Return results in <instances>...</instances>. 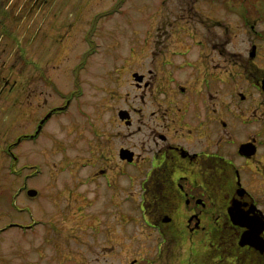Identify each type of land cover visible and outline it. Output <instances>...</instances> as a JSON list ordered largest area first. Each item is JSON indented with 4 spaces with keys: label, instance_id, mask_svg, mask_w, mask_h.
<instances>
[{
    "label": "flooded vegetation",
    "instance_id": "af4514ba",
    "mask_svg": "<svg viewBox=\"0 0 264 264\" xmlns=\"http://www.w3.org/2000/svg\"><path fill=\"white\" fill-rule=\"evenodd\" d=\"M182 1L172 9L179 13L172 31L138 52V68L128 70L121 86L123 97L111 95L124 106L108 118L109 129L95 133L108 153L77 167H90L84 180L51 188L59 194L57 206L64 205L61 214L73 215L69 229L85 232H69L63 242L91 253L102 234L110 253L119 245L112 244L115 236L137 252L127 261L118 249L123 264H264V30L260 20L234 11L235 0L229 14L238 21L224 20L225 0ZM31 2L42 9L48 0ZM5 14L11 16L0 9ZM238 35H247L240 48ZM123 67L115 68L118 87ZM39 130L37 124L36 134H21L17 142ZM43 189L24 190L29 205L44 209ZM129 207L136 220L127 219ZM108 215L116 229L106 226ZM38 216L34 224L10 221L0 230L28 232L42 224V242L59 252V227L68 219H55L57 225L52 214ZM140 219L156 235L151 249H140L138 238H128L134 230L124 228ZM66 253L71 259L81 251ZM90 261L79 257L76 263Z\"/></svg>",
    "mask_w": 264,
    "mask_h": 264
},
{
    "label": "rangeland",
    "instance_id": "374dc122",
    "mask_svg": "<svg viewBox=\"0 0 264 264\" xmlns=\"http://www.w3.org/2000/svg\"><path fill=\"white\" fill-rule=\"evenodd\" d=\"M235 1L234 11L249 20H260L258 29L264 30V0ZM182 2L48 0L41 9L31 0H0L1 12H11V16L5 14L6 19L0 16V228L10 221L34 224L38 214L68 219L59 227L60 257L57 246L42 242V224L28 232L16 227L0 230V264H58L62 258L63 264H77L79 257L91 260L86 264H123L118 249L127 261L137 256L134 248L116 241L115 236L112 244L119 245L105 253L103 245L110 243H105L102 234L91 253L74 243L65 246L69 232L84 237L85 232L69 229L73 215L70 210L61 214L64 205L57 206L59 194L51 188L61 187L64 181L84 180L90 167H77L94 154L108 153L106 145L99 146L95 133L109 129L108 118L115 117V109L124 106L111 95L121 92L123 97L121 86L126 85L128 70L138 68V52L152 38L162 39L165 31H172L169 25L179 17L172 9ZM224 4V20L238 21L229 14L232 1L225 0ZM246 36L235 37L237 48L243 47ZM122 64L124 73H120L118 87L115 68ZM58 107L63 110L55 111L37 136L17 142L21 134H33L40 119ZM42 186L47 188L43 189L44 209L33 202L32 207L24 190ZM93 205L100 207L99 202ZM128 213L127 219L138 218L132 207ZM108 216L106 226L116 229L112 216ZM43 217L40 219L46 224ZM135 220L124 226L129 233L134 230L128 238L133 234L142 244L140 249H151L156 235L143 219ZM55 222L58 225L59 221ZM67 249L80 250L81 254L74 253L70 259Z\"/></svg>",
    "mask_w": 264,
    "mask_h": 264
},
{
    "label": "water",
    "instance_id": "95a60500",
    "mask_svg": "<svg viewBox=\"0 0 264 264\" xmlns=\"http://www.w3.org/2000/svg\"><path fill=\"white\" fill-rule=\"evenodd\" d=\"M262 86H263V89H264V81H263ZM49 115H50V112H48V113L43 117V119L41 120V123H43V121H44L45 119H47ZM119 115L122 116V115H123V111L120 112Z\"/></svg>",
    "mask_w": 264,
    "mask_h": 264
}]
</instances>
